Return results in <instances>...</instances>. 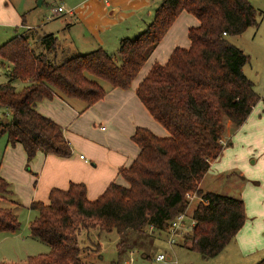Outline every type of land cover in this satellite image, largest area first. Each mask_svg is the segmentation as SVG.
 I'll list each match as a JSON object with an SVG mask.
<instances>
[{
    "label": "trees",
    "instance_id": "obj_1",
    "mask_svg": "<svg viewBox=\"0 0 264 264\" xmlns=\"http://www.w3.org/2000/svg\"><path fill=\"white\" fill-rule=\"evenodd\" d=\"M184 10L200 20L189 28L190 45H178L166 62H154L137 86L169 134L138 126L133 138L140 151L120 169L125 183L112 181L96 199L88 197L84 182L73 181L67 188H52L49 202L34 200L31 207L37 214L31 233L48 242L50 251L30 255L26 262L3 264H85L79 240L83 225L117 229L118 246L130 232L148 233L151 225L162 233L188 207L190 190L202 198L192 211L196 223L188 234L189 248L215 256L242 228L245 200L199 184L226 145L220 138L228 119L242 124L262 98L244 70L250 54L228 37L262 22L264 13L251 0H162L153 20L135 36L122 37L117 51L100 45L60 62L37 52L28 34L12 36L0 44V57L12 64L10 78L0 81V108L12 116L0 121V132L7 133L11 143H22L29 161L39 151L70 154L64 126L42 113L38 101L60 92L90 105L109 90L102 80L113 87H131ZM41 39L48 49L54 46L53 33ZM16 79L26 84L17 88ZM19 205L0 170V231L21 229ZM255 264H264V256Z\"/></svg>",
    "mask_w": 264,
    "mask_h": 264
},
{
    "label": "crops",
    "instance_id": "obj_2",
    "mask_svg": "<svg viewBox=\"0 0 264 264\" xmlns=\"http://www.w3.org/2000/svg\"><path fill=\"white\" fill-rule=\"evenodd\" d=\"M251 1L259 7L261 0ZM161 2L162 0H0V44L23 32L29 35L30 43L35 45L37 52H46L47 45L42 41V35L53 33L54 46L47 48L51 58L59 59L61 55L65 59L100 45L110 51H117L122 37L135 36L153 20L155 10ZM59 5H63L65 10L56 11ZM48 14L53 16L46 19ZM55 18L61 19V23H58L57 28H49V20H57ZM199 21L192 12H181L131 87L109 85L106 95L90 105L83 99L66 97L60 92L38 101L37 108L42 113L64 126L72 152L62 155L39 151L29 161L24 145L20 142L11 143L7 138L1 153L0 170L10 180L14 198L26 207H31L34 200L49 202L52 188H67L75 181L84 182L88 197L96 199L112 181L125 183L120 169L130 165L140 151L139 143L133 138L137 127L147 126L159 135L169 134L168 129L154 117L139 96L137 86L154 62H166L176 46L190 45L189 28ZM53 52L55 53L52 55ZM2 63L6 62L2 60ZM260 100L242 124L235 125L228 119L224 131L228 143L212 161L199 186L214 190L206 184L208 176H222L227 169L235 168L233 164H227L231 153L226 152L229 149L235 150L234 146L228 144L235 143L233 139H242V130L251 126L253 129L260 127L259 123H262L263 130L264 115L261 109L258 108L256 115H253ZM5 116L1 113L0 121ZM254 161L263 163L264 155L262 159L258 156ZM244 173L245 169H241V175H245ZM148 233L154 235L157 232ZM230 245L233 246V251L236 249V253L249 263L264 256L263 178L262 224L247 218L236 236L219 254ZM131 251L135 249H130V254ZM126 262L130 263L131 258Z\"/></svg>",
    "mask_w": 264,
    "mask_h": 264
},
{
    "label": "rangeland",
    "instance_id": "obj_3",
    "mask_svg": "<svg viewBox=\"0 0 264 264\" xmlns=\"http://www.w3.org/2000/svg\"><path fill=\"white\" fill-rule=\"evenodd\" d=\"M259 3V8L264 13V0L259 1ZM52 16V14H48L46 19H50ZM55 19L57 20H49V28H57L58 23H61V19ZM228 37L250 54V60L245 64L244 70L255 82V87L261 96H264V17L259 26L251 25L242 33L230 34ZM32 47L34 48L35 45ZM47 48L46 46V52H48ZM1 58L0 81H7L12 64L7 61L3 64ZM58 58L56 59L58 62L64 59L61 55ZM14 82L17 88L26 84L22 79H16ZM102 82L110 87L109 82L105 80ZM258 108L264 115L263 98L254 109L253 115H256ZM1 113L6 115L3 119H10L12 116L9 109L6 108L0 109ZM259 124L260 127L253 129L251 126L244 131L242 130L243 138L233 139L235 143L228 144L234 146L235 150L230 151L231 149L228 148L226 153L231 154L227 164H233L235 168L227 169L222 176L209 175L206 184L216 191L242 197L246 201V219L262 224L264 162L254 161L258 156L262 159V155H264V128L262 130V123ZM7 138V133L0 132V159ZM226 142L228 143L227 138ZM241 169H245V175H241ZM200 197L197 191L192 190L190 199L193 201L189 206L190 211L195 209ZM16 210L22 227L17 232L0 231V264L26 262L30 255L49 252L51 248L48 242L33 236L31 233L30 223L36 216L37 210L22 205H19ZM157 233L151 235L146 231L130 232L125 236L121 246H118L121 235L117 229L108 231L101 229L99 225H83L79 235L83 247L81 255L85 264H255L260 260L249 263L248 260L242 259L236 253V249L233 251L232 245L217 256L205 255L196 249L189 248L191 239L188 238V234L191 232H186L178 243L168 241L167 231ZM132 248L135 251L130 254L128 249ZM161 251L166 253V259L156 261L153 254ZM149 253L151 254L150 257H148ZM128 258H133L130 263L126 262Z\"/></svg>",
    "mask_w": 264,
    "mask_h": 264
},
{
    "label": "built area",
    "instance_id": "obj_4",
    "mask_svg": "<svg viewBox=\"0 0 264 264\" xmlns=\"http://www.w3.org/2000/svg\"><path fill=\"white\" fill-rule=\"evenodd\" d=\"M65 10L64 6L63 5H59L56 9V11H63ZM220 141L224 144H226V137H221L220 138ZM84 156V155H82ZM191 192L192 190H190L188 192V196H189V205L188 207L186 208V210L180 212L176 217H174L171 222H170V225L167 229V232H168V241L170 243H178L179 240L184 236V234L186 232H189L192 230L193 226L195 225L196 223V218L193 216L192 214V211H190V207L191 206V203H192V199H190V195H191ZM193 196V195H192ZM194 198V197H193ZM202 197H200L201 199ZM155 227L154 225H151L150 226V231L155 233L157 231H155ZM133 253V251H131ZM153 255H155V260L156 261H161V260H164L166 259V253L165 252H158V253H154ZM133 259V258H131Z\"/></svg>",
    "mask_w": 264,
    "mask_h": 264
}]
</instances>
